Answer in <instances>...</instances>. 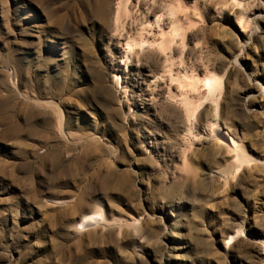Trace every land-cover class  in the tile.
Listing matches in <instances>:
<instances>
[{"label":"rangeland","instance_id":"rangeland-1","mask_svg":"<svg viewBox=\"0 0 264 264\" xmlns=\"http://www.w3.org/2000/svg\"><path fill=\"white\" fill-rule=\"evenodd\" d=\"M122 2L0 0V264H264V0Z\"/></svg>","mask_w":264,"mask_h":264},{"label":"bare ground","instance_id":"bare-ground-1","mask_svg":"<svg viewBox=\"0 0 264 264\" xmlns=\"http://www.w3.org/2000/svg\"><path fill=\"white\" fill-rule=\"evenodd\" d=\"M128 1V0H127ZM126 3V2H125ZM126 5V4H125ZM125 5L123 4V2H122V0H120V3H119V9H118V12H121L123 9H125L126 10V7H127V5H126V7H125ZM174 6V5H173ZM171 7V6H170ZM173 8H175V6L173 7ZM172 8V9H173ZM121 14V13H120ZM169 14H170V10H169ZM160 18V17H159ZM158 18V20L156 21V20H154L153 19V22L155 21L156 22V27L158 28V30H160L162 33H160V34H162V40H161V42L160 43H156L155 41H158V40H155V41H150V40H142L141 41V44H140V46H141V50L144 48V47H148L149 49L151 48H153V49H157V50H159V51H162V50H166L168 47H170V46H172L173 44H174V42H175V39H177L176 37H178V36H180L183 32H182V27H181V25L179 24V23H177L176 21H173L172 19H171V21H173L172 23H171V28H170V31L168 32V30H167V33H164V29H166L168 26H166L165 24V26H166V28H163V23L161 24L160 22V19ZM119 20V19H118ZM176 20V19H175ZM164 21V20H163ZM162 21V22H163ZM178 22H180L179 20H177ZM149 22V21H148ZM151 24V23H150ZM150 24H149V26H150ZM155 26V25H154ZM153 26V27H154ZM147 27V26H146ZM169 28V27H168ZM143 29H145V28H143ZM154 29V28H153ZM158 30H157V32H158ZM184 30V29H183ZM146 31V30H145ZM151 31V30H150ZM147 33H150V32H147ZM154 33V32H153ZM156 34V33H155ZM140 35H142V34H140ZM144 35V34H143ZM142 35V36H143ZM141 36V37H142ZM152 36H154V34H152ZM151 36V37H152ZM156 36V35H155ZM140 37V38H141ZM150 37V36H149ZM148 37V38H149ZM181 37V36H180ZM147 38V39H148ZM155 38V37H154ZM159 38V37H158ZM161 38V37H160ZM153 39V38H152ZM156 39V38H155ZM184 39V38H183ZM129 40H130V38H129ZM154 40V39H153ZM138 41L137 40H135V39H133V40H130V41H128L127 42V45H128V50H127V58H129L130 57V55H133L132 54V51L134 50V46H136V44L138 45V43H137ZM183 43V42H182ZM176 44V43H175ZM140 46H138V47H140ZM184 47V46H183ZM136 48V47H135ZM170 48H172V47H170ZM147 49V48H146ZM152 49V50H153ZM163 52V51H162ZM164 54V53H163ZM131 59V58H130ZM184 73V72H183ZM183 76V81H186L187 82V86H188V88H189V85L190 86H194L195 87V85L198 83V79L199 78H197V77H195V76H192V75H190V74H188L187 73V71L182 75ZM181 76V77H182ZM116 80L118 81V84H119V80H120V78L119 77H117L116 78ZM179 80V79H178ZM116 81V82H117ZM200 82V81H199ZM203 82H204V86H206L207 88H205V89H208L209 90V92H208V94L210 93V94H212V95H214V93L217 91V89L220 87V85H221V79L219 80V78L216 76V74L214 75V74H212V75H209V76H207L204 80H203ZM202 83V82H201ZM199 84V83H198ZM186 85V84H185ZM184 86V85H183ZM186 86V87H187ZM193 88V87H192ZM207 90V91H208ZM220 91V90H219ZM219 91L217 92V93H219ZM182 97V96H181ZM177 98V97H176ZM213 98H214V96H213ZM176 100V99H175ZM191 99H189V97L187 96L186 97V95H185V97H182L181 98V102H182V104H184L185 106H186V109H187V112L186 113H190L189 112V110L191 109V101H190ZM193 100V99H192ZM204 102H205V100H204ZM214 102V101H213ZM217 102V101H216ZM194 103V102H193ZM200 103V102H199ZM184 107V106H183ZM196 108V107H195ZM186 111V110H185ZM195 112V111H194ZM191 114H193L192 112H191ZM195 114V113H194ZM189 116V115H188ZM189 118H190V116H189ZM215 121V120H214ZM214 123V122H213ZM212 126V125H211ZM212 136H215L216 138L218 137V138H220L221 140L223 139L224 141H226L227 143H229V145H230V147L233 149V151L235 152V154H236V159H237V161H239V162H247L248 163V159H247V155H245L244 153L245 152H243L244 150H242L241 148L242 147H240V146H238L237 145V143H236V141H234L233 139H232V137H229L224 131H223V129H221L220 128V126H218L217 125V122H216V124H213V126H212ZM222 144H224V143H222ZM228 145V144H227ZM226 145V146H227ZM228 149H229V147H228ZM231 149V150H232ZM230 150V149H229ZM230 150V151H231ZM232 152V151H231ZM234 155V154H233ZM242 164H245V163H242ZM242 164H240V165H242ZM244 166V165H243ZM239 167V166H238ZM241 167V166H240ZM102 219V215L100 214V213H94V214H90V215H85V216H83L82 218H80L77 222H76V227L77 228H79V229H85V228H87L88 226H91V225H94V224H96V223H98L100 220ZM241 232H239L238 234H240ZM238 234H236V235H238ZM236 235H233V236H231L230 238H229V241L228 242H233L234 240H237V239H235L236 238ZM235 242V241H234Z\"/></svg>","mask_w":264,"mask_h":264}]
</instances>
